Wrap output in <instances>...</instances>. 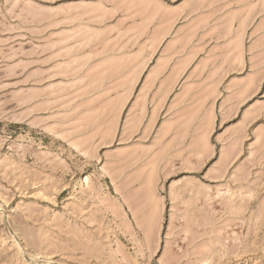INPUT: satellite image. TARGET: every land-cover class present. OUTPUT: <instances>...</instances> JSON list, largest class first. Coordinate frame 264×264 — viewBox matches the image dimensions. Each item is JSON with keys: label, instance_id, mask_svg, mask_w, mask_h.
Listing matches in <instances>:
<instances>
[{"label": "rangeland", "instance_id": "1", "mask_svg": "<svg viewBox=\"0 0 264 264\" xmlns=\"http://www.w3.org/2000/svg\"><path fill=\"white\" fill-rule=\"evenodd\" d=\"M0 264H264V0H0Z\"/></svg>", "mask_w": 264, "mask_h": 264}, {"label": "bare ground", "instance_id": "2", "mask_svg": "<svg viewBox=\"0 0 264 264\" xmlns=\"http://www.w3.org/2000/svg\"><path fill=\"white\" fill-rule=\"evenodd\" d=\"M112 179H113V178H112ZM112 181H113V180H112ZM112 184H113V183H112ZM113 185H114V184H113ZM114 186H115V185H114ZM116 188L118 189V187H116ZM117 189H116V190H117ZM117 191H118V190H117ZM122 197H123V196H122ZM132 216H133V215H132Z\"/></svg>", "mask_w": 264, "mask_h": 264}]
</instances>
